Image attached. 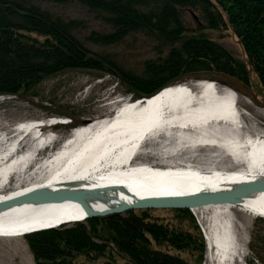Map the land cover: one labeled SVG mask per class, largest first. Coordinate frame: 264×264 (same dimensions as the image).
Returning <instances> with one entry per match:
<instances>
[{
	"label": "trees",
	"instance_id": "1",
	"mask_svg": "<svg viewBox=\"0 0 264 264\" xmlns=\"http://www.w3.org/2000/svg\"><path fill=\"white\" fill-rule=\"evenodd\" d=\"M35 2H75L102 13L113 30L91 33L90 38L101 44L116 43L128 33L152 37L158 58L146 63L142 76L125 71V82L141 95L194 71L222 72L249 87L252 71L264 92V0H0V94L27 91L67 68H114L122 78L121 68L106 57L99 60L78 41L75 19H64ZM188 10L202 27L186 26ZM201 28L231 29L245 59L235 57ZM164 49L167 52L160 56ZM170 209L174 213L169 218L154 216L148 208L132 209L25 237L35 264H85L97 259L98 264H200L205 241L191 211ZM260 243L264 246V238ZM117 253L125 254V261L118 263Z\"/></svg>",
	"mask_w": 264,
	"mask_h": 264
},
{
	"label": "bare ground",
	"instance_id": "2",
	"mask_svg": "<svg viewBox=\"0 0 264 264\" xmlns=\"http://www.w3.org/2000/svg\"><path fill=\"white\" fill-rule=\"evenodd\" d=\"M216 84L209 79L176 83L144 98L124 101L110 117L93 123L90 121L74 130L68 137L77 139L72 146H62L52 154L37 156L30 161L31 165L39 163L36 171L39 180L1 191L0 201L38 187L73 185L81 189L122 188V191L108 192L112 194L109 205H115L121 201L128 202L134 196H184L264 177V129L251 120L246 111L240 113L238 106L241 104L236 91L229 87L221 89ZM189 92L195 95L196 100L191 106H187ZM136 100H139V106L147 102L148 107L131 110ZM159 108L167 116L161 118L156 115ZM258 109L264 117V108ZM40 125H46V122L31 121L20 125L19 132L25 133H19L22 138L14 139L13 144L7 143L10 138L7 135L0 138V154L3 157L0 159L1 185L8 171H17L30 159L32 151L22 153L19 158L14 152L27 135L34 139V128ZM245 134L250 136L242 140ZM148 140L158 150L148 149L145 146ZM56 141L53 139L52 143ZM139 141L133 159L142 153L143 162H130L128 166L121 167ZM46 150L48 146L39 152ZM203 150L206 154L196 152ZM147 157L158 161L150 164ZM91 205L93 209L101 210L108 204L92 202ZM204 208L217 210L204 230L205 264H242V259L238 263L237 237L229 213L231 208H236L263 217L264 194L247 198L237 205L192 210ZM84 214L83 209L73 201L16 207L0 215V239H18L20 237L14 235L17 231L25 228L31 231L37 225L41 226L38 228H51L59 223L84 220Z\"/></svg>",
	"mask_w": 264,
	"mask_h": 264
},
{
	"label": "rangeland",
	"instance_id": "3",
	"mask_svg": "<svg viewBox=\"0 0 264 264\" xmlns=\"http://www.w3.org/2000/svg\"><path fill=\"white\" fill-rule=\"evenodd\" d=\"M35 3L43 8L49 9L52 13L64 19H75L79 26L74 32L78 41L88 49L89 53L99 60H102L101 57L110 59V62L122 69V72L125 68V71H130L136 76H142L145 73L146 63L158 58L159 48L157 42L143 32L128 33L124 35L120 41L113 44H101L93 41L90 38L92 32H94L95 35H99L110 33L113 30L111 25L106 23L102 17V13L90 10L75 2L61 5L48 2ZM184 22L186 26L193 30H196L198 26H203L200 20L197 17L195 18V13L190 10L184 13ZM200 31L219 42L235 57L242 60L245 59L239 39L231 29L212 30L201 28ZM166 52L167 50L164 49L160 56L165 55ZM103 68L63 69L44 77L27 91L14 94H0V137L7 135L10 137L8 139L10 142L11 139L25 133L19 132V126L31 121L47 123L49 119L53 118H64L69 120L65 124L56 123L51 126L44 125L40 129V137L33 139V137L30 138V136L27 135L25 140H23L21 150L24 152L25 149H31L32 145L39 144L42 137L51 136L54 140L57 139L55 143H52L53 141L51 142L50 146H48V150L38 151L37 158L45 157L62 147L63 142L70 137L74 130L80 125L90 121L93 123L105 117H110L124 101L134 100L143 96L132 86V89L125 87L124 91L121 77L119 78L118 74H116L117 71L114 68H112V70L106 67ZM193 80L196 81L200 79H183L173 84H186L188 81ZM209 80L215 81V84L217 83L216 86L221 89L229 87L235 90L233 86L223 81L217 79ZM249 82L250 87L257 95L258 99L264 101V92L261 89L257 77L252 71L249 72ZM125 83V85H129L127 82ZM236 92L239 95V104H241L238 106L240 113L246 111L248 117L257 125L261 126V129H264V117L261 115L262 111L258 109L260 107L253 104L243 93ZM262 133H264V131ZM251 135L255 136L253 134ZM247 136L250 135H243L242 140L246 139ZM44 143L45 142L42 143V146H45ZM145 146L150 150H158V147L151 143V140H148ZM196 152L206 154L205 150ZM136 157L137 158L134 160L135 162H143L144 156L142 153L138 154ZM37 165L38 163L29 165L30 172H27V177L26 175L19 174L7 185H1L0 192H6L19 186L37 182L40 177L38 175L39 173H37L39 169ZM34 168H36L35 171L37 172L34 171ZM148 211L154 216L163 218H169L174 213L170 208H148ZM216 211L215 209L208 208L191 211L196 224L201 230L202 236L204 235L202 229L205 230L207 228L209 218L212 216L214 218L217 214ZM125 212H121V214ZM220 215L221 214L218 216ZM229 217H231V221L233 219L234 222V232L238 244V258L241 257L240 254L243 256L242 264H264V246L260 243V239L264 238V218L254 216L250 212L236 208H231ZM83 222H85V220ZM18 237L20 238L0 239V264H35L26 237ZM204 241H206L205 238ZM117 254L118 257L116 260L118 263H122L127 258L123 253ZM182 255L185 254L182 253ZM206 255L205 242V252L200 264H205ZM186 257L190 260L188 255ZM98 263H100L99 259L91 262L85 261V264Z\"/></svg>",
	"mask_w": 264,
	"mask_h": 264
},
{
	"label": "water",
	"instance_id": "4",
	"mask_svg": "<svg viewBox=\"0 0 264 264\" xmlns=\"http://www.w3.org/2000/svg\"><path fill=\"white\" fill-rule=\"evenodd\" d=\"M217 79L231 85L236 91L243 93L257 107L264 108V101L258 99L252 88L241 80L216 71H194L181 74L171 79L156 91L167 85H172L183 79ZM234 90V91H235ZM155 91V92H156ZM148 95H143L144 98ZM122 188L95 187L81 189L79 186L38 187L19 195L0 201V215L23 205L41 206L46 204H59L73 201L83 209L87 217L105 216L111 213H121L132 209L142 208H201L215 205H237L245 199L264 194V177H257L248 181L230 184L224 188L205 189L197 193L184 196L169 197H135L130 201H121L115 205H109L112 194L109 191H122ZM92 202L108 204L104 209H93ZM264 217V216H263Z\"/></svg>",
	"mask_w": 264,
	"mask_h": 264
},
{
	"label": "flooded vegetation",
	"instance_id": "5",
	"mask_svg": "<svg viewBox=\"0 0 264 264\" xmlns=\"http://www.w3.org/2000/svg\"><path fill=\"white\" fill-rule=\"evenodd\" d=\"M121 82H122V84H123V89H124V91H125V87H128L129 89L131 88L132 89V87L131 86H129V85H125L126 83H125V68H124V70H123V72H122V78H121ZM147 159H148V163H150V164H155V162H157V160H155V159H151L150 157H147Z\"/></svg>",
	"mask_w": 264,
	"mask_h": 264
},
{
	"label": "built area",
	"instance_id": "6",
	"mask_svg": "<svg viewBox=\"0 0 264 264\" xmlns=\"http://www.w3.org/2000/svg\"><path fill=\"white\" fill-rule=\"evenodd\" d=\"M203 230V229H202Z\"/></svg>",
	"mask_w": 264,
	"mask_h": 264
}]
</instances>
